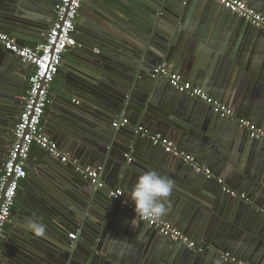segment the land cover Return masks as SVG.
I'll use <instances>...</instances> for the list:
<instances>
[{"label": "water", "instance_id": "water-1", "mask_svg": "<svg viewBox=\"0 0 264 264\" xmlns=\"http://www.w3.org/2000/svg\"><path fill=\"white\" fill-rule=\"evenodd\" d=\"M22 1L32 3L29 5L30 11L23 2L13 5L9 11L4 10L3 8L7 6L0 3V28L5 30H1L3 33L21 42L25 41L27 47L34 48L36 39L44 38L49 31L52 11L59 0ZM82 3L80 19L78 16L75 22L76 46L70 51V54L78 56L79 59L73 60L67 55L66 59L75 61L77 66L71 67L64 63L60 67L59 72L69 84V88L58 98L68 105L65 114L89 125L90 131H85L82 138L67 139V143L69 142L67 152L83 165L105 164L102 180L106 170H110L113 165L115 171L112 177L119 180V188L132 189L138 177L147 171L155 170L169 177L175 182V189L170 198L171 207L174 203L173 206L176 205L179 198L185 199L192 203L191 208L198 210L203 216L211 217L208 225L205 219L200 218L198 223L196 222L199 228L194 232L197 238L203 239L202 241L211 247L213 245L212 248L217 250L223 248L214 264H234L222 259V254L227 253L226 250H236L238 254H244L248 261L250 255L251 260L258 259L259 264H264V211L258 209V203L264 208V141L249 139L247 132L238 128L233 120L220 118L216 114L209 121L207 119V122H196L194 113L198 105L209 108L210 111L212 109L203 102L179 94L165 79H153L150 76L152 69L157 66L165 64L169 67L177 63L184 45L189 43L192 47L195 45L188 40L181 47L188 29L190 33V26L187 25L190 17L188 11L180 4L172 10L167 0H83ZM18 5L25 10H21ZM258 6L259 12L264 14V4ZM220 8L223 15L230 14ZM83 9L93 14L82 13ZM230 15L232 20L229 21L236 31L238 42L221 60L218 71L221 91L232 97L230 108L235 118H238L236 116L239 112L264 126V55L255 61L251 58L252 53L250 54L248 48L251 42L258 43L264 38V34L236 15ZM83 17H91L92 24L84 25L81 21ZM178 25L180 29L175 33ZM22 68L30 70L25 79V83H28L31 67L0 48V105L9 116L16 112V104L21 105L20 99L13 100L16 94L21 95V91L18 92L17 89L22 83L12 73ZM145 80L153 89L152 95L141 105L130 106L125 102L126 97L121 98L120 92L125 93L131 87L136 90ZM160 81L166 85L159 86ZM115 82L125 87H120L114 84ZM74 99L79 102L76 104L73 102ZM82 117L87 120H83ZM120 118H128V125L110 130L108 125L111 124V120L116 121ZM140 119H144L154 132L168 136L178 148L182 147L187 153L191 152L201 164H207L212 170H224L227 174L225 178L230 179L232 184L242 190L248 189L253 199H248L249 202L246 204L231 198L222 191L225 187L223 181L219 184L214 179L208 180L203 173H196L183 159L166 154L161 148L153 146L147 138L136 133L135 121ZM6 124L7 119L3 118V115L0 116V133L10 131L11 136L13 126L8 129ZM58 134L55 141L59 138L64 142V136ZM223 134L226 135L224 139L228 142L221 138ZM6 136L0 137V146L5 151L10 141L9 135ZM134 139L145 140L152 148L146 152L145 157L144 153H141L133 157L134 163L126 165L127 156L133 152ZM221 144H225L226 149L221 147ZM142 159H146L145 167L137 165L138 162L144 163ZM151 163L157 167L151 168ZM61 165L75 176V179L70 180L63 176L65 181L76 189H81L78 193L79 208L78 211H74L77 218L73 221L80 227L79 242L75 246L71 245L73 248L50 249L46 247L47 242L45 244L41 240H36L30 233L20 232L16 240L28 253L18 252L21 262L17 259L18 261L12 260L7 264L41 262L46 264L47 261H50L47 264H173L178 257H182L181 261L184 262L192 255L213 253L212 250L199 253L195 251L198 248L196 243L194 249H190L184 244L164 237L170 245L165 254H161L160 251L153 252L154 250L147 255L139 253L134 261L128 260L129 252L125 250L124 253L127 254L124 258L122 255L114 256L112 253L99 250L96 237L100 235L98 231L109 217V206L112 205L113 210L115 206L112 203L115 202L118 209L113 222L129 212L122 208L118 201L109 197L110 190L105 187L93 188L89 180L81 178L74 172L73 165ZM210 183L215 185L213 190L208 186ZM89 187L90 193L85 191L82 193L83 188ZM35 190L33 200L39 202V198L44 197V192L40 188ZM205 193L210 198L205 197ZM38 209L34 208L29 214L32 220H37L35 213H38ZM122 211L123 216L120 218L119 213ZM133 218L135 224H126L130 238L138 236L142 231L139 229L141 222ZM217 222H220V229ZM142 225L158 235L146 224ZM6 252L7 246L4 247L3 253ZM172 255L174 257L170 260ZM0 261L5 260L0 258Z\"/></svg>", "mask_w": 264, "mask_h": 264}, {"label": "crops", "instance_id": "crops-1", "mask_svg": "<svg viewBox=\"0 0 264 264\" xmlns=\"http://www.w3.org/2000/svg\"><path fill=\"white\" fill-rule=\"evenodd\" d=\"M242 1H244L252 10L264 16L262 12H259V8H257L259 7L258 5L264 4V0ZM22 2V0H0V3H3L7 6L8 9L3 8L6 11H9L10 7H12L13 5ZM128 3L129 2H127V5ZM163 3H165V1ZM167 3L169 4L172 10H174V7L180 4L184 10L186 9L188 11L190 16L189 22H187V25L190 26V33L188 29L187 37L183 38L185 41H182L181 47L183 46V44H186L188 40H191L193 43H195L193 47L190 46V43L184 45V47H182V54H180L178 57L179 60L177 59V63L171 64L172 66L168 65V70L180 76L184 81L189 82L193 86L200 88L215 101L230 108V104L233 102V99L230 96H226L225 91H221V79L218 76V71L222 63L221 60L224 58V54L228 53L231 49H234L235 45L238 42L236 31L231 27V21H229L232 20V16L230 14L223 15L222 9L220 7H217L218 4H216L212 0H167ZM23 4L24 6H26L27 10L30 11L31 8L29 7V5H32V3L23 2ZM18 6L21 10H25L24 8H22L21 5ZM82 13H86L87 15L93 14L92 12L86 11L84 9ZM53 15L54 14L52 11V19ZM78 16L80 19L79 13ZM167 16L169 15L167 14ZM90 18L83 17L81 21L84 25L88 23L92 24ZM177 29L179 31L180 25L175 28V33H177ZM1 30L3 31L4 29L0 28V31ZM14 39L20 46L27 47L25 41L21 42L20 40H17V38ZM43 39L44 38L41 37L37 38L35 41V46L41 44L43 42ZM247 42L250 43V41ZM248 48L250 54L252 53L251 58H254L253 60L256 61L257 59L261 58L264 55V38L260 39L258 43L257 41L251 42ZM70 51L71 49H69L68 52L63 56L61 67L64 63L70 65L71 67L77 66V63H75V61H72L71 59H66L67 55L73 60L79 59L78 56L70 54ZM29 73L30 70L27 68L15 70V72L12 73V75H16L18 80H20L22 83L21 87L17 89L18 92L21 91V95L16 94V97L13 101H17V99H20L22 94L26 91L28 83H25V79L27 75H29ZM114 84H117L120 87H125L120 83L115 82ZM158 84L161 87H164L166 85V83L161 81ZM68 88L69 84L64 79V77L61 76L60 72H58L49 89V104L45 110V114L42 119L43 132L58 146L61 151L64 152L69 151V142L67 143V139L73 140V138H82L85 135V131H90L89 125H86L83 122H79L76 119L65 114V110H68V105L58 97H62V92H65V89L68 90ZM149 92L150 94H148ZM120 93L121 98L126 97L125 102L130 104V106L133 105L134 107L141 105L145 100H148L149 96H151L153 93V89L151 88V85H149L148 81L145 80L141 83V86L138 89L134 90V88L131 87L128 88L125 93ZM113 94L116 95L115 93ZM53 99L56 101H54ZM73 102L77 104L79 101L77 99H74ZM3 105L7 106L6 104ZM15 108L16 112H14L12 116L10 115V118V116L5 112L6 110L0 105V116L3 115V118L7 119L6 125L8 126V129L12 126L14 127L17 117L21 111V105L16 104ZM236 117L244 118L253 122L251 119L244 117L239 112ZM9 118L11 120H9ZM210 118H214V113L210 111L209 108L198 105L194 113V120L196 122L204 123L207 122V119L209 121ZM82 119L84 120L85 117H82ZM126 119L129 122V119ZM114 120H111V124L108 125L110 130H113L112 123L114 122ZM135 122L137 124V127L142 126L149 133L162 135L161 133L154 132L144 119H140V121L138 120ZM255 124L258 125V127H260L264 131V126H261L257 123ZM205 126L206 124H204V127ZM58 133H61L64 136V142L62 140H59V138H57L58 140L55 141L56 137L59 136ZM0 134H2L5 138L7 137L6 135H9L10 141L7 144V147L5 146L7 149L12 139L10 136V131H6L5 133L3 132ZM2 135L0 137H2ZM162 136L172 141L168 136ZM224 136L226 135L223 134L221 138L223 137L222 139L224 140V142H228L226 141V139H224ZM59 143L61 144V146H59ZM132 145L133 152H130L132 156L129 153L126 158V165L134 163L133 157L138 156L141 153H144L145 157L146 152L152 148L150 147V145H148L147 141L140 139H134ZM220 146L226 149L225 144H221ZM178 149L187 153V151L184 150L182 147ZM71 153L73 154V152ZM162 154L164 153L162 152ZM187 154L193 156L191 152ZM5 156V149L0 146V168ZM142 161H144V163L138 162L137 165L140 167H145L146 159H142ZM195 161L201 167L209 170L210 173L214 175L216 179H221L228 190L233 191L237 194H244L247 199H253L250 192L247 191L248 189L242 190V188H240L239 186H235V184H232L230 179L227 180V174L224 173V170H212L207 164H201L199 160H197V158H195ZM61 164L50 159L48 155H46L44 152L37 149L36 147H33L31 149L29 159L26 163V178L22 180L19 184L14 206L11 211L10 223L6 225L5 231L0 240V258H4L5 260L4 262L0 261V264H7V262L12 260L20 261L21 257L18 255V252L28 253L26 252V248L21 247L20 243L16 239L18 238L20 232L30 233L32 236H34L33 233L26 228L28 220L32 219L29 214L34 210V208H39V211H37L38 213H35L37 215L36 221H38L40 218V221L38 222L43 224L46 228L45 236L41 238L34 237L36 240H41L42 242H45V244L47 242L46 247L56 250L68 249L71 247V245L75 246V244L79 242L80 227L79 224L74 223L73 221L77 218L74 216V214H76L74 211H78L77 209L79 208L80 200L78 197V193L81 189H76L75 186H71V184L65 181V176V178L69 180L70 178L75 179V176L72 174L71 171H69V169H67L66 167H64V165ZM84 165L90 166L88 164ZM96 166H101L103 168V171L105 169V164L103 163L96 164L91 167ZM156 167L157 166L154 163H151V168ZM114 171L115 168L112 165V168L110 167V170H106V173H104L103 181L105 184V188L110 191L117 189L121 190L124 195L130 199L131 188H119V180L117 181L115 178L113 179L112 177ZM59 172L63 175H61ZM220 175H222L223 178ZM208 186L212 190L215 188V185H213L212 183H210ZM36 188H40L41 191L44 192V197L39 198V202L33 200V196L36 193ZM64 190L67 192L65 193ZM90 190V187L83 188L82 193H84V191L90 193ZM204 195L205 197L210 198L208 194L205 193ZM231 198L240 200L247 204L245 200H241L237 197ZM254 201H256V198ZM112 204L115 207H113L114 209L112 210V205L109 206V217L107 218L103 226L100 228V231H98L100 235L96 237V244L99 250H102L103 252L108 254L112 253L114 256L122 255L123 258L127 254L124 253L125 250V252H129V261H134L139 256V253L141 255H147L153 250V252L158 251L159 253L160 251L161 254H165L166 250L170 248V245L168 243L169 241L164 239L163 237L160 238L158 235L153 234L147 227H143L144 225H142V223H140L139 225V229H141L142 231L138 234V236H135L133 238L132 236L131 238L129 237L130 234H127L128 230L126 228V224H135V219L130 213H124V217L121 218L124 212L122 211V213H119V217L121 219L113 222V220L116 218L115 215L118 209L116 208L115 202ZM173 205L172 207H170V212L168 213V215L163 217L161 220L170 223L191 242L196 243L198 247H204L205 250L203 252H207L210 250H212L211 252H213V255H192L191 257H188L187 260L184 262L181 261L182 257H178L176 260H174L175 262L173 264H214L218 258V255L221 253L220 251H222L223 248H220V250L212 248L214 247L213 245L211 247L209 244L203 242V239L197 238V236L195 235L196 230L199 228V225H197L196 222L198 223V220L201 218V220L205 219L206 225H208L211 217L205 215L203 216L201 212L195 210L194 208H191L192 203L185 199L180 200L179 198L176 205ZM110 208L112 211L110 210ZM258 209H261L260 211H264V208L260 206L259 203ZM50 215H52V218H50ZM219 223L217 222L218 229H220L221 226L219 225ZM70 234L77 235L76 241L72 242L69 240L68 236ZM5 246H7L8 252L4 254L3 251ZM173 246L176 247L175 245ZM226 252L229 253L232 257H234L237 261H240L242 263L259 264L258 259L251 260L250 255H248V259H250V261H248L247 258H245L244 254H238L236 250H226ZM173 257L174 256L172 255L170 257V260H172ZM179 260L180 262H178ZM41 264L45 263L41 262Z\"/></svg>", "mask_w": 264, "mask_h": 264}, {"label": "built area", "instance_id": "built-area-1", "mask_svg": "<svg viewBox=\"0 0 264 264\" xmlns=\"http://www.w3.org/2000/svg\"><path fill=\"white\" fill-rule=\"evenodd\" d=\"M212 1L264 34V16L252 10L244 1ZM82 2L83 0H59L53 9L54 15L49 31L43 42L34 48L20 46L14 38L0 31V48L11 56L20 59L23 63L28 64L32 69L27 89L20 97L21 111L12 129V139L0 168V240L6 225L10 223L11 211L19 184L26 178V163L33 147L41 150L59 163L73 165L74 172L81 178L89 180L95 189L105 187L102 180L103 168L101 166L79 165L78 161L72 158L68 152L61 151L42 129V119L49 104L51 84L59 72L63 56L69 49L76 46L74 37L75 22ZM150 76L153 79H165L168 85L179 94L207 104L213 113L220 118L233 120L238 128L247 132L249 139L264 141V131L258 125L244 118H235L229 107L215 101L200 88L170 72L165 64L153 68ZM126 125H128V120L120 118L112 123V128L119 129ZM136 133L143 138H147L153 146L161 148L164 153L183 159L196 173H203L206 179H214L219 184L222 183L221 179H216L209 170L198 165L193 156L178 149L166 137L149 133L142 126L136 128ZM222 191L231 197L249 202L244 194H237L226 187H223ZM109 197L118 201L122 208L135 217L133 203L121 190L110 191ZM135 218L152 228L158 235L194 249V243L170 223L163 220L153 223L144 221L139 217ZM68 238L74 242L77 235L70 234ZM195 251L201 253L203 248L198 247ZM222 259L225 262L234 264H245L237 261L229 253L222 254Z\"/></svg>", "mask_w": 264, "mask_h": 264}, {"label": "clouds", "instance_id": "clouds-1", "mask_svg": "<svg viewBox=\"0 0 264 264\" xmlns=\"http://www.w3.org/2000/svg\"><path fill=\"white\" fill-rule=\"evenodd\" d=\"M174 189L175 182L155 170L141 174L130 191L135 217L155 223L168 215ZM26 228L37 238L46 234L45 226L36 220H28Z\"/></svg>", "mask_w": 264, "mask_h": 264}, {"label": "flooded vegetation", "instance_id": "flooded-vegetation-1", "mask_svg": "<svg viewBox=\"0 0 264 264\" xmlns=\"http://www.w3.org/2000/svg\"><path fill=\"white\" fill-rule=\"evenodd\" d=\"M83 4V3H82ZM80 11V10H79ZM79 13V12H78Z\"/></svg>", "mask_w": 264, "mask_h": 264}]
</instances>
